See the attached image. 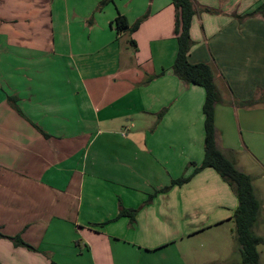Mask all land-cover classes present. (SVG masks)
<instances>
[{"label": "crops", "instance_id": "crops-1", "mask_svg": "<svg viewBox=\"0 0 264 264\" xmlns=\"http://www.w3.org/2000/svg\"><path fill=\"white\" fill-rule=\"evenodd\" d=\"M102 1L0 0V264H239L234 193L193 174L205 95L171 71V1ZM192 2L188 62L212 70L216 146L252 178L264 239V106L228 103L264 94V0ZM118 15L143 19L118 36Z\"/></svg>", "mask_w": 264, "mask_h": 264}, {"label": "trees", "instance_id": "trees-1", "mask_svg": "<svg viewBox=\"0 0 264 264\" xmlns=\"http://www.w3.org/2000/svg\"><path fill=\"white\" fill-rule=\"evenodd\" d=\"M175 9L174 35L177 42V54L172 65L171 71L175 77L188 85H194L204 90V102L202 105L203 115V159L201 164L195 167L193 174L210 168L214 170L219 177L231 188L237 199V208L232 217L234 224V240L238 246L240 254L239 264H259L258 247L263 246L264 239L254 232L262 205L256 198L253 181L249 175L240 172L233 160L226 157L216 146L214 110L217 104L221 103V96L214 83V77L211 68L206 64H190L188 54L192 48L190 39V26L195 14L192 0H170ZM107 3L102 1L101 9ZM259 14L264 19V4L258 6L251 14ZM143 19V18H142ZM142 19L135 22L132 26L128 25L125 17L118 15L114 21V29L118 36L126 33H133L139 27ZM130 46L136 49L133 40H128ZM15 99L9 98L10 103L15 106ZM234 104H237L234 102ZM233 104V105H234ZM241 107L252 108L255 106H264V94L261 98L246 100L238 103ZM236 106V105H235ZM162 111L159 115L161 118ZM191 176L172 181V185L181 186L186 183ZM168 190L162 189L161 192ZM152 199V196L149 197ZM134 210H121L118 217L128 216L131 220L134 218ZM17 245L28 247L18 237L13 238Z\"/></svg>", "mask_w": 264, "mask_h": 264}, {"label": "rangeland", "instance_id": "rangeland-1", "mask_svg": "<svg viewBox=\"0 0 264 264\" xmlns=\"http://www.w3.org/2000/svg\"><path fill=\"white\" fill-rule=\"evenodd\" d=\"M257 95H254L253 96V98H251V99H254V100H257L258 98H255ZM262 97V96H261ZM260 97V98H261ZM251 99H249V100H251ZM243 100H241V99H237V100H235V99H233L232 101H230V102H228L229 104H234V102H236L237 104H234V105H236V107L237 108H240L239 110H244V111H242V112H248V113H255V112H257L256 110H259V109H257L258 107L257 106H255V107H253L252 109L251 108H249V109H242V107L238 104L239 102H242ZM244 101H246V100H244ZM243 125V124H242ZM242 135H244V139L246 140V132L244 131V128H242V133H241V142L242 143H244V139H242ZM251 135L253 136V134L251 133ZM246 136V137H245ZM245 145V144H244ZM254 170H255V172L258 174V175H260L261 173H262V168H260L258 165H257V168L255 167L254 168ZM257 186L261 189V191H262V193H264V179L261 181H259V182H257ZM232 230H233V236H234V225H233V227H232ZM201 243H206V240H201ZM258 250H263L262 248H261V246H259L258 247Z\"/></svg>", "mask_w": 264, "mask_h": 264}]
</instances>
